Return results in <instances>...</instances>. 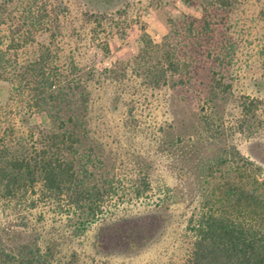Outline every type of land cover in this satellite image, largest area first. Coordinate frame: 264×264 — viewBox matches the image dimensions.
Listing matches in <instances>:
<instances>
[{"label":"trees","instance_id":"trees-1","mask_svg":"<svg viewBox=\"0 0 264 264\" xmlns=\"http://www.w3.org/2000/svg\"><path fill=\"white\" fill-rule=\"evenodd\" d=\"M86 1L93 7V32L98 39L96 27L103 28L102 42L108 50L105 24L112 19L111 25L118 26L113 17L121 15L127 0ZM9 9L7 1L0 2V79L11 85L10 99L16 107L14 117L0 115V264H99L101 255L137 250L161 233L173 215L169 203L119 213L107 205L120 187L115 177H104L101 183L92 180L91 167L108 144L103 137L110 135L119 143L120 125L131 124L127 119L134 114L133 106L122 112L120 84L138 75L143 85L167 89L168 119L159 122L156 137L161 155L170 157L174 170L172 187L163 188L165 197L172 196L167 192L172 188L177 190L169 202L181 201L182 210L189 211L179 264H264V144L256 143L258 163L231 146L209 160L198 157L194 165L190 162L196 144L176 153L163 133V126L172 125L175 116L184 124L186 115L194 116L197 132L214 129L221 101L236 98L232 83L216 81L210 68L193 64L169 34L156 41L146 32L143 45L125 64L112 61L99 71L90 66L75 76V64L67 69L52 63L53 37L47 42L35 37L36 30L51 28L52 19L30 15L27 9L10 15ZM34 42L36 55L20 58ZM108 78L119 86L109 88L114 92L106 96ZM35 109L47 112L48 127L30 124ZM115 110L123 117L109 124ZM134 125L140 127V121ZM222 164L223 179L209 190L202 188ZM145 169L133 181L132 193L123 189L117 194L119 201L147 195L151 184ZM205 175L209 178L202 179ZM87 231L84 248L80 237Z\"/></svg>","mask_w":264,"mask_h":264},{"label":"rangeland","instance_id":"rangeland-1","mask_svg":"<svg viewBox=\"0 0 264 264\" xmlns=\"http://www.w3.org/2000/svg\"><path fill=\"white\" fill-rule=\"evenodd\" d=\"M3 1H7L10 15L27 9L30 15L39 14L44 15L45 20L52 19L51 28L36 30L35 37L42 42L53 37L50 44L55 51L52 63L67 69L75 64V76L83 75L90 66L99 71L112 61H123L121 64H125L124 61L132 59L143 45V32L156 41L169 34L172 42L193 64L210 68L216 81L231 82L236 97L232 100L230 96L227 101H221V115L213 122L214 129L197 132L194 116H184V124L175 116L172 125L163 126V133L172 143L170 149L178 153L180 147L196 144L197 151L194 149L196 153H192L190 162L195 165L198 157L209 160L219 156L225 148L237 146L245 156L260 162L256 143L264 144V0H127L121 15L113 17L118 26L116 23L111 25L112 19L105 24L108 50L102 42L103 28L96 27L100 34L98 39L96 31L93 32V7L86 0H0ZM116 6L111 7L108 17L113 16ZM5 24L1 25L3 30ZM35 45V42L27 45L20 52V58L36 55ZM94 80L91 78L90 82L93 84ZM141 81L138 75L136 79L128 78L120 84L124 89L121 94L122 112L133 106L134 114L128 116L127 120L131 122L128 126L118 122L122 125L119 143L111 141L110 135L103 137L108 144L104 145V154L96 158L91 167L92 180L101 183L104 177L113 176L120 184L118 193H121L123 189L130 191L133 181H137L147 168L151 184L147 195L119 201L116 193L111 196L108 208L119 213H137L169 203L173 215L161 233L145 246L130 252L101 255L104 263L99 264H179L184 258L187 243L185 216L189 211L182 210L181 201L169 202L174 197L173 191L177 190L172 188L167 191L172 196L165 197L163 188L165 185L172 187L174 170L168 163L170 157L166 159L161 155L160 141L156 137L159 122L168 117L165 110L167 89L143 85ZM106 82L109 85L103 94L108 96L114 92L109 88L119 85L110 78ZM11 88L7 81L0 79L2 116L14 117L16 111L12 105L14 101L10 99ZM111 115L109 124L121 121L123 117L119 110ZM136 121H140V127H135ZM30 124L48 127L47 112L35 109ZM224 165H217L215 177L202 176V179L209 178V182H202V188L209 190L215 181L223 179ZM191 168L197 170L193 166ZM160 183L162 185L159 186ZM88 234L89 231L80 237V246L84 248L88 246Z\"/></svg>","mask_w":264,"mask_h":264}]
</instances>
